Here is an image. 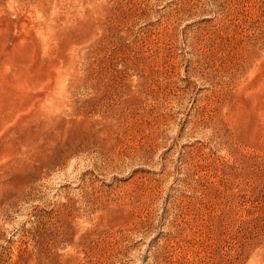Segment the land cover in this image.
I'll list each match as a JSON object with an SVG mask.
<instances>
[{"label": "rangeland", "instance_id": "374dc122", "mask_svg": "<svg viewBox=\"0 0 264 264\" xmlns=\"http://www.w3.org/2000/svg\"><path fill=\"white\" fill-rule=\"evenodd\" d=\"M0 264H264V0H0Z\"/></svg>", "mask_w": 264, "mask_h": 264}]
</instances>
